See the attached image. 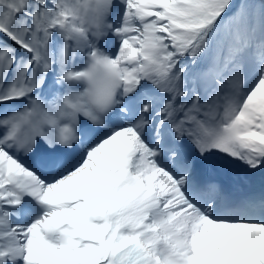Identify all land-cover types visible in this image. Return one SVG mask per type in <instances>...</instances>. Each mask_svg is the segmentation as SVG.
<instances>
[{
	"label": "snow or ice",
	"instance_id": "1",
	"mask_svg": "<svg viewBox=\"0 0 264 264\" xmlns=\"http://www.w3.org/2000/svg\"><path fill=\"white\" fill-rule=\"evenodd\" d=\"M0 264H264V0H0Z\"/></svg>",
	"mask_w": 264,
	"mask_h": 264
},
{
	"label": "bare ground",
	"instance_id": "2",
	"mask_svg": "<svg viewBox=\"0 0 264 264\" xmlns=\"http://www.w3.org/2000/svg\"><path fill=\"white\" fill-rule=\"evenodd\" d=\"M236 2H239V0H236Z\"/></svg>",
	"mask_w": 264,
	"mask_h": 264
}]
</instances>
